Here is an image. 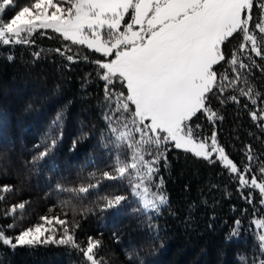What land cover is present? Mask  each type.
Returning a JSON list of instances; mask_svg holds the SVG:
<instances>
[{
    "label": "trees",
    "instance_id": "16d2710c",
    "mask_svg": "<svg viewBox=\"0 0 264 264\" xmlns=\"http://www.w3.org/2000/svg\"><path fill=\"white\" fill-rule=\"evenodd\" d=\"M31 2L14 0L15 6L3 18L9 19ZM258 3L254 16L259 14ZM31 39L34 43L28 45H0V186L13 187L0 201V226L8 235L39 222L42 215L64 218L66 213L69 220L79 223L76 239L81 247H86L89 236L101 241L97 257L102 264H260L264 252L258 237L263 229H257L254 221L264 218V204L259 203L258 189H241L235 174L221 164L175 149L170 143L160 149L166 160H160L155 181L163 177L160 191L168 203L159 212H145L126 183L102 178L104 171L112 170L110 153L115 151L111 143L104 147L114 139L104 117L113 115L115 102L110 107L105 99V81L94 63L102 55L72 45L50 29L38 30ZM241 42L240 36L230 38L223 49L228 59L235 50L249 67L237 66L241 79L235 87H227L236 72L226 62L215 66L218 74L229 77L222 82L224 92L209 95L216 118L209 121L207 113H198L191 124L200 126L196 129L200 139L215 132L219 144L241 168L251 163L250 178L259 177L258 168L264 162V121H254L250 115L264 109V59L250 51L239 52ZM67 55L74 61H68ZM249 87L255 104L239 93ZM116 90L126 94L119 84ZM58 114L62 119L54 125ZM52 139L57 141L55 147ZM45 147L51 148L49 155L33 162ZM249 148L255 157L251 162ZM97 181L99 187L86 196L57 190V185L67 189ZM250 193L251 202L246 199ZM114 195H126L129 200L119 208L102 209L100 198ZM24 201L28 203L22 212L17 211L16 227L7 229L14 219L5 217V211ZM62 201H69L68 206L61 208ZM0 264L86 261L81 252L65 245L12 249L0 244Z\"/></svg>",
    "mask_w": 264,
    "mask_h": 264
},
{
    "label": "snow or ice",
    "instance_id": "6c2138e0",
    "mask_svg": "<svg viewBox=\"0 0 264 264\" xmlns=\"http://www.w3.org/2000/svg\"><path fill=\"white\" fill-rule=\"evenodd\" d=\"M256 4L257 0H32L5 20L3 14L15 4L14 0H0V45H28L34 43L31 37L38 30L50 29L64 41L102 55L94 63L99 78L105 81V99L110 107L113 99L115 102L111 108L113 115L104 117L114 137L104 144L107 148L111 143L115 149L110 153L112 170L104 171L102 178L126 183L145 212H159L161 205L168 203L160 191L163 177H159V183L155 181L160 160H166L160 149H166L170 143L175 149L221 164L235 174L241 189H258L259 203L264 204V162L258 168L259 177L249 178L251 163L241 168L219 144L215 132L200 139L196 135L200 126L194 128L191 124L198 113H207L209 121L216 118L208 103L209 95L224 92L226 86L222 82L229 77L218 74L215 66L226 62L236 72L227 87H235L241 79L237 66L249 67L235 50L230 59L226 58L223 46L230 38L242 37L239 52L250 51L264 59V0H259L258 16L253 12ZM66 58L74 61L72 55ZM117 84L126 89V94L116 90ZM239 93L256 103L252 88L247 91L241 88ZM229 98L238 102L236 96ZM250 115L254 121H264V109ZM61 119L58 114L53 124ZM56 143V139L51 140L52 147ZM50 151V147H45L33 162L44 159ZM247 159L255 160L250 148ZM89 175L95 178V173ZM98 187L99 181L67 189L57 185V190L86 196ZM12 191L10 185L0 186V201ZM100 199L102 209H116L129 197L114 195ZM246 199L251 202V193ZM27 203L20 202L5 211V217L14 219L7 229L16 227V213L22 212ZM68 204L69 201H62L60 207ZM254 223L264 229V218ZM78 228L79 223L69 220L66 213L64 218L42 215L39 222L14 236L0 226V244L12 249L65 245L81 252L86 264H102V258L97 257L101 241L89 236L86 247H81L76 239ZM258 239L264 252V234ZM260 264H264V259Z\"/></svg>",
    "mask_w": 264,
    "mask_h": 264
},
{
    "label": "rangeland",
    "instance_id": "374dc122",
    "mask_svg": "<svg viewBox=\"0 0 264 264\" xmlns=\"http://www.w3.org/2000/svg\"><path fill=\"white\" fill-rule=\"evenodd\" d=\"M214 158H215V157H214ZM23 188H25V186H22V189H23ZM255 227H256L257 229H260L259 227L256 226V224H255ZM261 234H264V229L262 230Z\"/></svg>",
    "mask_w": 264,
    "mask_h": 264
}]
</instances>
